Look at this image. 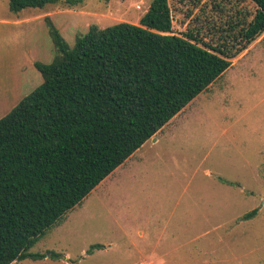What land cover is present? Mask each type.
<instances>
[{
	"label": "rangeland",
	"instance_id": "1",
	"mask_svg": "<svg viewBox=\"0 0 264 264\" xmlns=\"http://www.w3.org/2000/svg\"><path fill=\"white\" fill-rule=\"evenodd\" d=\"M153 0L64 1L10 10L0 0V119L43 83L56 50L90 26L138 24ZM174 34L216 43L249 0H170ZM205 92L12 264H264V34ZM223 179L233 185L221 182ZM258 209L251 219L244 216ZM102 245L92 250V246ZM52 253L59 255L52 257Z\"/></svg>",
	"mask_w": 264,
	"mask_h": 264
},
{
	"label": "trees",
	"instance_id": "2",
	"mask_svg": "<svg viewBox=\"0 0 264 264\" xmlns=\"http://www.w3.org/2000/svg\"><path fill=\"white\" fill-rule=\"evenodd\" d=\"M62 1L87 0L9 6ZM249 1L251 17L221 26L216 43L174 34L170 0H153L138 24L92 25L73 46L46 18L56 55L35 63L43 83L0 119V264L46 257L29 250L264 34V0Z\"/></svg>",
	"mask_w": 264,
	"mask_h": 264
},
{
	"label": "crops",
	"instance_id": "3",
	"mask_svg": "<svg viewBox=\"0 0 264 264\" xmlns=\"http://www.w3.org/2000/svg\"><path fill=\"white\" fill-rule=\"evenodd\" d=\"M169 123H170V122H169ZM169 123H168V124H169ZM162 130H163V129H162ZM162 130H161V131H162ZM161 131H160V132H161ZM160 132H159V133H160ZM159 133H157L156 136H154L153 138H155V137L157 138L158 135H159ZM153 138L150 139L148 142H146V143L142 146V148H140L138 151H141V149H143V148L145 147V145H147V143H152V144H154V143H156V142L158 141V139H155V140H157V141H155V140H153ZM138 151H137V152H138ZM137 152H136V153H137ZM136 153H134V155H135ZM134 155H133V156H134ZM133 156H132V157H133ZM128 160H129V159H128ZM128 160H127V161H128ZM123 165H124V164H123ZM120 167H121V166H120ZM120 167H119V168H120ZM119 168H118V169H119ZM118 169H117V170H118ZM117 170H116V171H117ZM116 171H115V172H116ZM110 176H111V175H110ZM153 264H154V263H153Z\"/></svg>",
	"mask_w": 264,
	"mask_h": 264
},
{
	"label": "water",
	"instance_id": "4",
	"mask_svg": "<svg viewBox=\"0 0 264 264\" xmlns=\"http://www.w3.org/2000/svg\"><path fill=\"white\" fill-rule=\"evenodd\" d=\"M156 141V140H155Z\"/></svg>",
	"mask_w": 264,
	"mask_h": 264
}]
</instances>
